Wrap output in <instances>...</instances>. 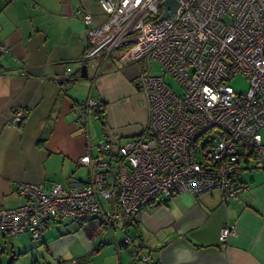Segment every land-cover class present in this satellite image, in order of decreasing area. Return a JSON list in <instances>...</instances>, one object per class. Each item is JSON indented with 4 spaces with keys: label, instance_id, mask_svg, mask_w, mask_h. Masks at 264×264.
I'll return each mask as SVG.
<instances>
[{
    "label": "crops",
    "instance_id": "obj_1",
    "mask_svg": "<svg viewBox=\"0 0 264 264\" xmlns=\"http://www.w3.org/2000/svg\"><path fill=\"white\" fill-rule=\"evenodd\" d=\"M84 12L92 16L88 24ZM107 19L99 0H0V44L9 49L0 55V207L26 201L20 183L49 189L86 182L89 169L79 161L99 153L100 139L117 151L145 127L148 105L138 77L147 60L121 64L123 49L102 63L83 60L87 30ZM84 63L87 79L80 75ZM92 63L103 71L94 87ZM90 96L105 106L86 128L74 106ZM19 109L27 116L14 124ZM246 161L239 179L250 188L229 202L218 190L159 197L142 206L134 224L112 230L51 219L39 240L0 229V264H264V166ZM226 226L236 233L222 243Z\"/></svg>",
    "mask_w": 264,
    "mask_h": 264
},
{
    "label": "built area",
    "instance_id": "obj_2",
    "mask_svg": "<svg viewBox=\"0 0 264 264\" xmlns=\"http://www.w3.org/2000/svg\"><path fill=\"white\" fill-rule=\"evenodd\" d=\"M164 1L99 0L108 19L87 30L85 62L102 63L117 49L124 50L121 64L147 60L138 77L148 105L141 134L117 151L100 139L99 153L79 161L89 169L86 182H55L49 189L18 184L26 201L0 207V229L39 240L51 219L66 218L115 230L134 224L142 206L159 197L218 190L229 202L250 188L238 178L246 160L264 166V0H177V10L158 20ZM82 18L92 21L87 12ZM8 52L0 44V55ZM152 60L175 79L181 94L153 73ZM91 68L94 87L103 71L94 63ZM238 74L248 80L244 93L231 83ZM102 105L97 96L78 102V120L87 128ZM26 116L27 110L19 109L12 122ZM235 233L223 227L220 241ZM124 242L132 239L126 236Z\"/></svg>",
    "mask_w": 264,
    "mask_h": 264
},
{
    "label": "rangeland",
    "instance_id": "obj_3",
    "mask_svg": "<svg viewBox=\"0 0 264 264\" xmlns=\"http://www.w3.org/2000/svg\"><path fill=\"white\" fill-rule=\"evenodd\" d=\"M152 71L155 74H162L164 77V80L167 82V84L174 89L178 94H181L182 89L179 86V84L175 81V79L166 73L160 72V63L157 61L152 60L151 61ZM232 85L235 88L236 92L238 93H244L248 90L249 84L247 78L243 74L236 75L232 80ZM264 132V129H262V133ZM11 236V235H10Z\"/></svg>",
    "mask_w": 264,
    "mask_h": 264
},
{
    "label": "water",
    "instance_id": "obj_4",
    "mask_svg": "<svg viewBox=\"0 0 264 264\" xmlns=\"http://www.w3.org/2000/svg\"><path fill=\"white\" fill-rule=\"evenodd\" d=\"M165 10L158 20H162L170 15H172L178 8L179 2L177 0H166L164 1ZM81 78L87 79L89 78V69L88 65L84 63L80 68Z\"/></svg>",
    "mask_w": 264,
    "mask_h": 264
},
{
    "label": "trees",
    "instance_id": "obj_5",
    "mask_svg": "<svg viewBox=\"0 0 264 264\" xmlns=\"http://www.w3.org/2000/svg\"><path fill=\"white\" fill-rule=\"evenodd\" d=\"M78 103V102H77ZM76 103V104H77ZM104 106H105V103L103 102V105H102V108L100 109V111L96 114V115H100L101 113H103V109H104ZM74 109H75V106H74ZM95 115V116H96ZM94 116V115H93ZM103 139H105V138H103ZM105 140H107V139H105ZM108 141V140H107ZM109 142V141H108ZM259 167V166H258ZM238 180L240 181V179L238 178Z\"/></svg>",
    "mask_w": 264,
    "mask_h": 264
}]
</instances>
